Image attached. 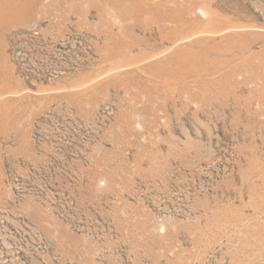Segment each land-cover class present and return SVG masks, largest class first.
I'll list each match as a JSON object with an SVG mask.
<instances>
[{
    "label": "rangeland",
    "instance_id": "1",
    "mask_svg": "<svg viewBox=\"0 0 264 264\" xmlns=\"http://www.w3.org/2000/svg\"><path fill=\"white\" fill-rule=\"evenodd\" d=\"M3 12L0 264H264V0Z\"/></svg>",
    "mask_w": 264,
    "mask_h": 264
},
{
    "label": "bare ground",
    "instance_id": "2",
    "mask_svg": "<svg viewBox=\"0 0 264 264\" xmlns=\"http://www.w3.org/2000/svg\"><path fill=\"white\" fill-rule=\"evenodd\" d=\"M4 7H3V6ZM10 6H11V8H12V10H15V8H16V0H0V12H2V11H4L3 13H8L9 12V10H10ZM262 37V36H261ZM239 45V44H238ZM238 48H240V47H238ZM241 49V48H240ZM243 49V48H242ZM264 51V50H263ZM235 56V55H234ZM238 56V55H237ZM240 56V55H239ZM260 57V56H259ZM234 59H236L235 57H234ZM238 59V58H237ZM236 59V60H237ZM245 60V59H244ZM249 60V59H248ZM256 60H258V59H256ZM261 60V59H260ZM259 60V61H260ZM234 61V60H233ZM229 63V62H228ZM233 63V62H232ZM262 63H263V60H262ZM257 64V63H256ZM242 66H243V64H242ZM251 67V66H250ZM261 68V67H260ZM218 69V68H217ZM216 70V69H215ZM253 76V75H252ZM202 81V80H201ZM228 81V80H227ZM204 82V81H203ZM208 82V81H207ZM202 84V83H201ZM206 85V84H205ZM201 86V85H200ZM205 87V86H204ZM213 89V88H212ZM202 90H205V89H202Z\"/></svg>",
    "mask_w": 264,
    "mask_h": 264
}]
</instances>
